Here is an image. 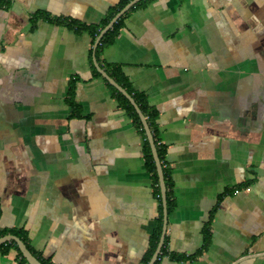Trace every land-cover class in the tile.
Returning a JSON list of instances; mask_svg holds the SVG:
<instances>
[{
	"label": "crops",
	"instance_id": "1",
	"mask_svg": "<svg viewBox=\"0 0 264 264\" xmlns=\"http://www.w3.org/2000/svg\"><path fill=\"white\" fill-rule=\"evenodd\" d=\"M117 1L0 0V231L49 264H142L156 229L142 136L89 80L90 37L30 20L97 24ZM100 60L158 112L173 207L156 264H264V0H152Z\"/></svg>",
	"mask_w": 264,
	"mask_h": 264
},
{
	"label": "trees",
	"instance_id": "2",
	"mask_svg": "<svg viewBox=\"0 0 264 264\" xmlns=\"http://www.w3.org/2000/svg\"><path fill=\"white\" fill-rule=\"evenodd\" d=\"M130 0H118L117 3L111 7L108 10V14L106 18L101 20L97 24H85L82 22H79L77 20L68 19V18H61V17H51L49 14L43 13V12H37L32 14L31 16V23L32 28L35 27L36 23L40 20L49 22L51 24L57 25V26H64L70 30H73L77 34L81 33H87L90 37L91 44L93 46L94 41L96 37L98 36L99 32L109 23V21L115 16V14L122 9L123 6H125ZM150 1L152 0H142L138 2L136 5H134L128 12L123 14L114 24L113 26L103 35L101 38L99 44L97 45L95 51L91 50V53H94V57L96 59L97 64L99 67L110 77L112 78L122 89L125 90V92L134 100L136 106L141 111L142 115L144 116L148 128L150 130V133L152 135V139L156 148V153L158 156V159L160 161L162 171H163V177H164V183H165V189H166V205H167V213H169L172 210L173 202L171 200V192L170 187L171 184L168 181V167L167 163L165 161V154H166V148L159 143V135L157 130V118H158V112L153 107H150L147 103L146 97L142 93H138L133 90L131 83L128 81V79L123 75L120 67L113 66V65H107L103 63L100 60V55L102 50L113 43L114 39L118 36L120 29L123 27V21L124 19L133 11L145 7ZM94 78H101L108 89L110 90L111 96L116 100L118 107L125 111L127 116L132 121V124L137 129V131L140 133L143 139V158H144V166L146 171L150 174L153 186H154V194L158 201V216L156 218L157 225L156 229L154 231V234L150 237L149 240V248L146 254L143 257L142 264H147L150 260L152 254L154 253L157 243L161 234L162 229V205H161V197H160V190H159V184H158V176L156 172L155 163L151 154L149 143L146 139L145 132L143 130L142 124L140 122V119L138 115L136 114L134 108L132 105L128 102V100L121 95L119 92H117L112 86H110L102 77L101 75L93 69L91 77L89 80ZM77 82H80L79 78H73L68 83L69 89H68V98L66 99L67 104L70 106L72 110V116L78 117L79 116V107L75 104L73 100L74 96V87ZM211 217V215H210ZM5 235H13L20 239L28 251L41 263V264H49L48 261L42 259L39 255H37L34 250L31 248L29 243V238L27 236L26 231L24 230H1L0 231V237H3ZM165 243V240H164ZM209 243V235L207 233V225L204 228V243L203 248L204 250ZM10 250H14L19 257V260L21 263L26 264V261L24 258H22L17 246L13 243H5L0 245V255L8 254ZM202 250L200 252H202ZM199 252V253H200ZM165 254L164 247L161 248V253ZM161 256V255H160ZM159 256V258H160ZM171 259L175 260H187L192 259L193 257H178V256H169ZM158 259L155 261V264L157 263Z\"/></svg>",
	"mask_w": 264,
	"mask_h": 264
},
{
	"label": "water",
	"instance_id": "3",
	"mask_svg": "<svg viewBox=\"0 0 264 264\" xmlns=\"http://www.w3.org/2000/svg\"><path fill=\"white\" fill-rule=\"evenodd\" d=\"M142 0H130L125 6L120 9L115 16L109 21V23L99 32L98 36L96 37L94 44H93V52L95 51L97 45L99 44L101 38L103 35L113 26V24L121 17L123 14L128 12L134 5H136L138 2ZM93 64L96 69V71L101 75V77L110 85L112 86L117 92H119L121 95H123L128 102L132 105L134 108L136 114L138 115L140 122L142 124L143 130L145 132L146 139L149 143L151 154L155 163L156 172L158 176V184H159V190H160V197H161V205H162V230L161 234L157 243V247L153 253V256L149 262V264H153L155 260L158 258V255L160 254L162 245L164 243V236L166 231V223H167V205H166V190H165V183H164V177H163V171L160 164V161L158 159L156 148L152 139V135L150 133V130L148 128L147 122L142 115L139 108L136 106L134 100L125 92L122 87H120L112 78H110L97 64L95 57H93ZM13 242L22 258L26 261L27 264H41L26 248L24 243L18 239L17 237L13 235H5L3 237H0V245L5 243Z\"/></svg>",
	"mask_w": 264,
	"mask_h": 264
},
{
	"label": "built area",
	"instance_id": "4",
	"mask_svg": "<svg viewBox=\"0 0 264 264\" xmlns=\"http://www.w3.org/2000/svg\"><path fill=\"white\" fill-rule=\"evenodd\" d=\"M236 193H237V191H236Z\"/></svg>",
	"mask_w": 264,
	"mask_h": 264
}]
</instances>
